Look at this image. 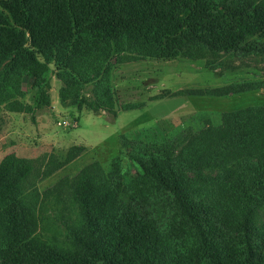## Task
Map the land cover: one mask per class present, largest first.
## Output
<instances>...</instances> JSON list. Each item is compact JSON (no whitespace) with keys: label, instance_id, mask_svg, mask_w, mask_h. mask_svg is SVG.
Returning a JSON list of instances; mask_svg holds the SVG:
<instances>
[{"label":"trees","instance_id":"1","mask_svg":"<svg viewBox=\"0 0 264 264\" xmlns=\"http://www.w3.org/2000/svg\"><path fill=\"white\" fill-rule=\"evenodd\" d=\"M204 53L263 54L264 0H0V107L21 101L25 76L35 81L36 108L50 104L54 63L62 103L117 117L111 57ZM262 86L206 92L224 96ZM120 137L121 151L137 167L134 177L122 173L116 157L109 168L86 165L46 193L57 202L68 193L77 207V218L65 221L70 249L22 247L23 233L36 226L39 195L30 201L22 194L31 165L3 158L0 264H264V228L257 224L264 206V105L225 112L217 125L173 136L154 130ZM186 168L194 173L186 175ZM210 189L214 199L203 196Z\"/></svg>","mask_w":264,"mask_h":264},{"label":"rangeland","instance_id":"2","mask_svg":"<svg viewBox=\"0 0 264 264\" xmlns=\"http://www.w3.org/2000/svg\"><path fill=\"white\" fill-rule=\"evenodd\" d=\"M123 57L121 61L111 57L117 117L104 109L95 112L87 104L79 109L70 101L62 103L59 90L63 83L54 74L58 70L54 63L51 64L54 72L50 76V104L36 108L39 94L34 88L35 81L25 76L21 82L24 92L21 101L1 105L0 162L8 155L26 160L32 170L22 183V194L30 201L35 199L34 193L39 195L33 212L36 226L23 233V248L70 249L65 221L77 218V207L68 193L62 195L61 202L54 195L47 197L46 193L50 194L51 189L67 178L78 176L86 165L98 161L109 168L120 157L122 173L131 177L138 173L128 153L121 151V135L132 140L141 133L161 130L173 136L186 128L199 130L210 122L217 125L225 112L264 105L263 86L224 96L206 92L232 84L264 81V53ZM194 90H203L206 94L187 93ZM82 95L87 99L93 97L90 86ZM18 102L23 105L21 110L15 108ZM127 105L141 106L126 109ZM183 173L194 172L186 168ZM203 173L209 174L208 168ZM210 191L203 190V196L211 193L214 199L215 190ZM257 224L264 228V206L259 207ZM180 243L176 247L181 248Z\"/></svg>","mask_w":264,"mask_h":264}]
</instances>
